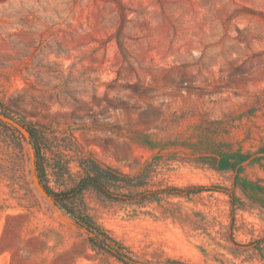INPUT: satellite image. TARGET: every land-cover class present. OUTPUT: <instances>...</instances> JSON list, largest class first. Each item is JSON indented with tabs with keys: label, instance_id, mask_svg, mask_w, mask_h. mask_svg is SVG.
Wrapping results in <instances>:
<instances>
[{
	"label": "rangeland",
	"instance_id": "374dc122",
	"mask_svg": "<svg viewBox=\"0 0 264 264\" xmlns=\"http://www.w3.org/2000/svg\"><path fill=\"white\" fill-rule=\"evenodd\" d=\"M0 112V264H264V0H0Z\"/></svg>",
	"mask_w": 264,
	"mask_h": 264
},
{
	"label": "trees",
	"instance_id": "16d2710c",
	"mask_svg": "<svg viewBox=\"0 0 264 264\" xmlns=\"http://www.w3.org/2000/svg\"><path fill=\"white\" fill-rule=\"evenodd\" d=\"M117 171L113 168H101L99 166H94L92 171L84 178L80 180L74 191L81 192L87 187L94 186L100 191H104L111 183L118 181L116 177ZM89 230L93 231L91 228ZM103 243H106L103 240ZM120 255V253L118 252Z\"/></svg>",
	"mask_w": 264,
	"mask_h": 264
},
{
	"label": "water",
	"instance_id": "95a60500",
	"mask_svg": "<svg viewBox=\"0 0 264 264\" xmlns=\"http://www.w3.org/2000/svg\"><path fill=\"white\" fill-rule=\"evenodd\" d=\"M2 116H3V114L0 112V117H2ZM89 232L91 235H95V233L93 231L89 230Z\"/></svg>",
	"mask_w": 264,
	"mask_h": 264
}]
</instances>
